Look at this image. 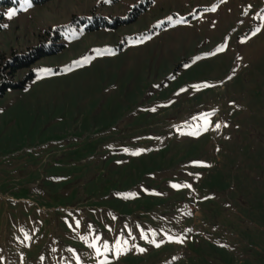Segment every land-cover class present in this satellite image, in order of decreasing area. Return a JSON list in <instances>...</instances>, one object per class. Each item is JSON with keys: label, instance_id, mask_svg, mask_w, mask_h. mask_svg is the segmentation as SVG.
Masks as SVG:
<instances>
[{"label": "rangeland", "instance_id": "rangeland-1", "mask_svg": "<svg viewBox=\"0 0 264 264\" xmlns=\"http://www.w3.org/2000/svg\"><path fill=\"white\" fill-rule=\"evenodd\" d=\"M17 1L0 54L66 28L0 95V264H264V0Z\"/></svg>", "mask_w": 264, "mask_h": 264}, {"label": "trees", "instance_id": "trees-1", "mask_svg": "<svg viewBox=\"0 0 264 264\" xmlns=\"http://www.w3.org/2000/svg\"><path fill=\"white\" fill-rule=\"evenodd\" d=\"M32 1L38 4H44L49 0ZM17 3V0H0V29L2 28L1 22L4 17L3 8L10 5H17ZM74 18H77V16ZM79 18H81L82 21H85L84 17ZM100 24L90 26V29L98 28ZM65 28V26L50 27L44 30L38 43L32 48H28L25 51H17L13 49L9 55H6L5 53L0 54V95L7 88L23 87L27 80L34 76V72L31 70L25 79L15 81L14 78L19 70L31 68L34 62L39 58L48 54L57 53L64 48V44L59 40L63 36Z\"/></svg>", "mask_w": 264, "mask_h": 264}, {"label": "snow or ice", "instance_id": "snow-or-ice-1", "mask_svg": "<svg viewBox=\"0 0 264 264\" xmlns=\"http://www.w3.org/2000/svg\"><path fill=\"white\" fill-rule=\"evenodd\" d=\"M105 2H108V0H105ZM221 2H223V0H221ZM24 5H30V0H23V3L21 5V7H23ZM215 7L216 6L213 5L210 10L211 11H215ZM248 7H250V5ZM15 13H16V10L15 9L9 8L8 11H7V13H6V15L9 18H11L13 15H15ZM167 19H168V21L170 23L172 22V17H168ZM259 19L261 21H264V13L259 14ZM177 22L178 23H182V22H185V21H183V18H181V20H179ZM260 30H261L260 27H255V28H253L252 32H253V34H255V33L259 32ZM141 39H146V37H141ZM224 47H225V45L224 44H221L220 46H218L216 48V51L217 52L222 51ZM95 51H96L97 54H100V52H101V50H99V49H96ZM213 54L214 53H206L205 55H213ZM88 59H89V57H87V56H85V57L82 58V60H83L84 63H87L88 62ZM195 59L198 60V59H200V57L197 56V57H195ZM76 63H79V61H77ZM184 66L187 67V65H184ZM65 70L67 71L68 69L66 68ZM43 71H51V70L50 69H45ZM209 86H211V85H209L206 82H204V83H201V84H194V85H192V88L199 89L201 87H209ZM180 91H184V89H180ZM152 110L154 111L155 109H152ZM214 111L215 110H212V112H208V113H200L197 116L192 117V119L194 121H198V123L195 125L196 131L193 132V133H191L192 135H197V134H199V132L201 130H205L206 131L208 129V127L211 124V121H210L209 117L214 113ZM185 123H187V122H185ZM214 127H215V129H219L221 127V123L220 122H217L214 125ZM124 151L125 152H128L129 150L127 148H125ZM138 151H144V149H140ZM133 154H136V153H133ZM193 163L202 164L203 162H201V161H194ZM172 187L173 188H180V187H189L190 188L191 185H186V184L185 185L172 184ZM131 195H135V194L132 193ZM141 235L143 237V234H141ZM168 239L169 240H177L178 242H182V241H180V238L179 237L169 236ZM151 242L152 243H155V241H151ZM126 243L127 242L125 241L124 244H126ZM90 247H93L95 249V251L97 252V254H101L100 248H97L94 244L93 245H90ZM103 248H104L105 251H110L107 242H104L103 243ZM137 250L140 251V252L145 251V249H143V248H137ZM124 251H127V248L126 247H123L121 245L120 241H117L116 246H115V253H116V255H119L121 252H124ZM101 264H106V261H102Z\"/></svg>", "mask_w": 264, "mask_h": 264}]
</instances>
